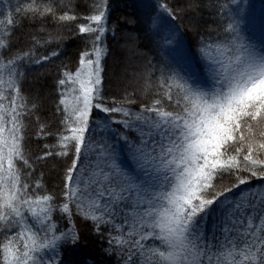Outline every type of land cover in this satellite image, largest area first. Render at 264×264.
I'll list each match as a JSON object with an SVG mask.
<instances>
[{
    "label": "snow or ice",
    "instance_id": "1",
    "mask_svg": "<svg viewBox=\"0 0 264 264\" xmlns=\"http://www.w3.org/2000/svg\"><path fill=\"white\" fill-rule=\"evenodd\" d=\"M202 7L156 0L153 35L178 48L185 20L198 31ZM76 8L74 0H0V264H84L88 241L77 218L114 264H264V190L234 195L252 178L264 181V51L244 42L238 21L224 15L228 4L217 0L215 38L198 41L210 83L182 68L157 76L151 60L134 62L144 55L128 18L124 95L109 103L108 0H94L87 15ZM120 31L113 23L112 36ZM65 32L91 48L75 72L59 67L45 118L38 93L25 92L27 76L62 55ZM112 125L124 129L117 137L133 170L93 139ZM50 177L59 196L48 190Z\"/></svg>",
    "mask_w": 264,
    "mask_h": 264
},
{
    "label": "trees",
    "instance_id": "2",
    "mask_svg": "<svg viewBox=\"0 0 264 264\" xmlns=\"http://www.w3.org/2000/svg\"><path fill=\"white\" fill-rule=\"evenodd\" d=\"M256 1L253 0L254 5L246 10L248 12L256 11ZM262 3L259 10L256 12L257 25L259 28H264V0H260ZM16 0H13L15 3ZM94 0H74V3L77 5L76 11L81 15L89 14V8L93 4ZM221 3L228 4V10L225 11L224 15L227 17L229 11L231 15L238 21L239 33L243 32L239 24L240 13L237 10H243V6L239 5L236 7L232 0H220ZM217 0H202V9L199 15L196 16V21L198 22V31L192 30L189 28V21H184V27L181 28L182 35L179 38V46H182L186 51V54L192 59L193 67L203 70L202 67V58L199 51L198 41L200 36L203 35L206 42L208 37L212 36L215 38L216 33L212 31L216 27V24L213 23L214 20H218L219 17L216 12L212 10V6L216 5ZM155 4L156 0H108L109 5V22L108 28L109 32L105 37V42L108 48V54L103 60L105 67L104 71V94L108 97V102L111 103V98L115 97L118 101L122 99L124 95V84L119 81V77L122 75V70L125 67V57L127 52L124 48V41L121 39V36L124 34L125 25L124 20L128 18H134L137 23L135 25L134 35L137 37V47L141 53H143L144 58H135V63L143 65L146 60H151L152 63L156 66L155 75L159 76L160 68H164L165 71H168L171 68H175V65L171 63L169 56L164 54L161 47L160 41L163 39L153 35V29L151 28V17L155 14ZM244 16V14H243ZM120 21L121 22V31L117 33L115 37L112 36L111 27L112 24ZM75 27V24L72 25ZM67 37L63 42L62 55L55 60L53 64H48L43 68H36L35 71H30L27 76V82L25 85V92L30 95H35L38 93L40 97V102L44 109L42 116L45 118H50L53 106L56 102L55 89L53 87L54 79L59 67L66 66L69 71L75 72L79 67V58L81 52L85 50H90L91 45H86L84 39H74L71 38L70 33L65 32ZM163 36V33H161ZM49 48L46 50L51 51ZM45 52V54H46ZM175 63V62H174ZM42 73H51L50 75H40ZM39 77V79H37ZM70 87V85H69ZM132 87H129V91H132ZM133 110L137 106H130ZM99 115L102 116V113H95L94 118ZM114 131L101 132L97 128L93 139L98 140L102 136L106 138V144L117 143L121 147L127 148L124 150L127 152L125 157L129 158L131 153L129 152L128 147L125 145L123 140L118 139L117 134L123 132L124 129L119 125H112ZM36 126L33 123L31 126V132L34 134ZM101 140V139H100ZM51 142V141H50ZM92 160L95 159V153L90 154ZM244 175H248L245 173ZM58 180L54 177H50L47 181V186L49 191H55L56 195L59 196L60 188L56 187ZM62 187V185H61ZM263 188L264 181L258 180L257 178H252L250 182L246 185H241L239 189L235 190L234 195H238L240 192L245 189H255ZM57 218L59 219V213H57ZM60 227L63 229L65 227V221L59 220ZM77 227L80 229L81 236L83 239L88 241L87 246H82L80 250L81 259L84 261V264H114V261L107 257H101L99 252V245L96 242V238L89 235L90 225H86L80 221L79 218L76 219ZM207 229L211 231L213 229V220H209L207 223Z\"/></svg>",
    "mask_w": 264,
    "mask_h": 264
},
{
    "label": "rangeland",
    "instance_id": "3",
    "mask_svg": "<svg viewBox=\"0 0 264 264\" xmlns=\"http://www.w3.org/2000/svg\"><path fill=\"white\" fill-rule=\"evenodd\" d=\"M252 1L253 0H236V3H235L236 7L239 5L243 6V10H240V11L237 10V11L244 14V16L243 14H240V17H239V21H240L239 24L243 30V32L239 34L243 38L245 43L253 45L259 51H264V28L263 27L259 28V26L257 25V21L254 19L256 18V12L259 10L260 5L262 3H260L261 2L260 0H257L256 1L257 10L252 11L253 12L252 15H251V12H249L250 14L248 16L246 15L248 14L246 10L251 9L250 7L254 5V2ZM160 47L163 53L169 56L170 61H172L171 63L175 65V68L177 70L182 68L185 71L195 74L205 84L210 83L208 79V72L206 70L208 67V64L204 59H202V63H201L203 70L199 71V69H196L193 67V64L191 62L192 59L186 54V51L183 49L182 46H179L177 48L174 46L166 45L164 44V42L162 43V40H161ZM217 54L218 53H210L209 55L211 56V55H217ZM70 87L72 86L70 85ZM100 139L98 138V140L96 141L106 142V138H104L103 136ZM110 145H112L113 148L115 149V155H116L117 162L122 167L129 169V170L135 169V161L133 160L132 156H130L129 158H126V160L123 159L125 155L127 154V152L124 150H127V148L123 149V147H121L117 143H110ZM260 190H264V187L260 188Z\"/></svg>",
    "mask_w": 264,
    "mask_h": 264
}]
</instances>
